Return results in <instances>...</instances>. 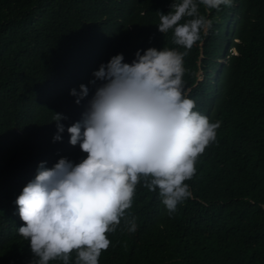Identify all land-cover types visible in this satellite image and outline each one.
Listing matches in <instances>:
<instances>
[{
	"label": "trees",
	"instance_id": "1",
	"mask_svg": "<svg viewBox=\"0 0 264 264\" xmlns=\"http://www.w3.org/2000/svg\"><path fill=\"white\" fill-rule=\"evenodd\" d=\"M173 2L0 0V264L35 259L18 233L15 200L38 165L86 156L70 145L67 127L81 119L95 88L89 85L80 105L70 90L88 85L117 54L131 63L138 49L185 51L171 30L157 28L159 12L167 14ZM199 12L213 25L184 57V91L196 111L221 122L216 141L198 157L185 182L191 196L175 212L158 190L143 180L137 185L99 264H264V0H232L218 9L201 4ZM225 57L228 65L217 62ZM54 113L67 117L58 142ZM75 260L73 252L70 264Z\"/></svg>",
	"mask_w": 264,
	"mask_h": 264
},
{
	"label": "clouds",
	"instance_id": "2",
	"mask_svg": "<svg viewBox=\"0 0 264 264\" xmlns=\"http://www.w3.org/2000/svg\"><path fill=\"white\" fill-rule=\"evenodd\" d=\"M201 4L218 9L231 7L232 0H174L167 14L159 12L157 28L171 30L173 43L185 51L138 49L131 63L117 54L93 72L88 85L70 90L80 105L89 85L95 88L81 119L67 127L70 145H79L86 156L78 163L62 157L51 168L41 162L15 200L23 222L18 233L29 242L33 264H70L73 252L75 264H99L111 244L108 234L132 206L142 180L149 191H159L169 214L190 198L185 182L195 175L198 157L216 141L221 126L196 111V102L184 91V57L213 25L200 14ZM229 52L239 55L235 48ZM227 59L217 62L226 66ZM64 119L54 113L53 142L62 141ZM127 226L136 230L134 217Z\"/></svg>",
	"mask_w": 264,
	"mask_h": 264
},
{
	"label": "rangeland",
	"instance_id": "3",
	"mask_svg": "<svg viewBox=\"0 0 264 264\" xmlns=\"http://www.w3.org/2000/svg\"><path fill=\"white\" fill-rule=\"evenodd\" d=\"M201 78H202V77H201ZM201 78H200V79H201Z\"/></svg>",
	"mask_w": 264,
	"mask_h": 264
}]
</instances>
